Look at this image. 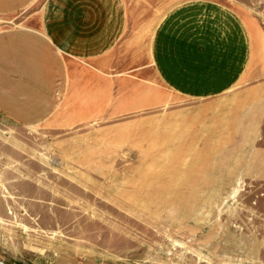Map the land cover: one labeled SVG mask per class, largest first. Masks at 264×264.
<instances>
[{
    "label": "rangeland",
    "instance_id": "obj_1",
    "mask_svg": "<svg viewBox=\"0 0 264 264\" xmlns=\"http://www.w3.org/2000/svg\"><path fill=\"white\" fill-rule=\"evenodd\" d=\"M48 1L0 11V43L41 32ZM121 1L118 43L65 56L41 119L8 114L29 99L7 73L23 55L0 49V264H264V0ZM195 3L238 21L248 57L217 96L171 89L155 64L162 19Z\"/></svg>",
    "mask_w": 264,
    "mask_h": 264
},
{
    "label": "crops",
    "instance_id": "obj_2",
    "mask_svg": "<svg viewBox=\"0 0 264 264\" xmlns=\"http://www.w3.org/2000/svg\"><path fill=\"white\" fill-rule=\"evenodd\" d=\"M31 1L0 0V11L21 9ZM228 16L223 10L195 3L173 8L162 19L155 36L154 59L171 89L212 97L238 81L248 57L233 43L241 35L240 28L238 21ZM216 27L227 28L225 37L219 36L223 34ZM124 29L121 0H49L41 32L14 33L7 43H0L9 56L15 52L23 55L21 69H14L9 61L7 73L22 72L24 86L20 89L29 99L23 106L9 102L8 114L23 122L46 117L66 91L65 56L103 57L115 47Z\"/></svg>",
    "mask_w": 264,
    "mask_h": 264
}]
</instances>
